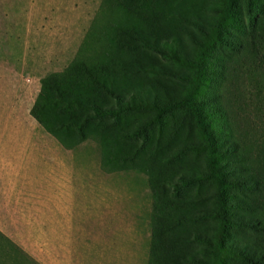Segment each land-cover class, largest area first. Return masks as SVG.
Returning <instances> with one entry per match:
<instances>
[{"label":"rangeland","instance_id":"374dc122","mask_svg":"<svg viewBox=\"0 0 264 264\" xmlns=\"http://www.w3.org/2000/svg\"><path fill=\"white\" fill-rule=\"evenodd\" d=\"M68 7L66 30L79 36L64 42L77 39L79 48L58 81L63 98L82 105L48 107L80 124V139L151 206L152 174L154 215L163 221L155 225L168 229L154 239V264L264 259V0H64ZM111 90L136 108L85 120L93 104L118 106ZM214 161L232 184L221 203L219 181L205 175ZM256 175L261 188L239 186Z\"/></svg>","mask_w":264,"mask_h":264},{"label":"crops","instance_id":"0c3cea01","mask_svg":"<svg viewBox=\"0 0 264 264\" xmlns=\"http://www.w3.org/2000/svg\"><path fill=\"white\" fill-rule=\"evenodd\" d=\"M63 5L0 0V264H150L141 191L91 142H64L33 113L42 80L79 48L64 42L79 33Z\"/></svg>","mask_w":264,"mask_h":264},{"label":"trees","instance_id":"16d2710c","mask_svg":"<svg viewBox=\"0 0 264 264\" xmlns=\"http://www.w3.org/2000/svg\"><path fill=\"white\" fill-rule=\"evenodd\" d=\"M139 41L142 42L143 44H145V38L144 37H138ZM177 54L172 53V56H176ZM62 77V72L60 73H53L50 74L48 77L44 78L42 80V87H41V91L39 94V98L33 108V113L34 115L40 120V122L45 123L48 127L52 128L54 131H56V134L59 135L60 134V130H61V134L63 137L64 142H76V141H84L83 139H80V133H83L82 128H80V124H78L76 126V124L72 125V124H66L63 122V114H62V110L59 108V110L57 108H50L48 106L51 107H55L57 104H61L62 101H75L76 103L82 105V102L75 96H70L67 97V99L63 98L64 96H62V92L59 86V79H61ZM51 87L54 88L56 93L54 94V97H50L46 96L45 94V88L46 87ZM111 93L113 94V96L115 97L116 94H114V92L111 90ZM116 101L118 102V106L117 107H105V106H101L99 104H93L92 106H90L89 108H91L93 110V115H87L85 116V120L89 117H103V116H115L118 117V115H120V113L127 111L129 109H135L136 107L134 106L133 102L129 101V102H125V104H123V100L120 96H116L115 97ZM159 120V119H158ZM248 150V149H246ZM244 156V162H240L242 167H245L247 170H249L250 168H252V163L249 162V159L247 157V155H242ZM102 160V166L110 171H115V169L111 168V164L108 163L107 164V160L104 157H101ZM258 160H259V164L261 166L264 167V151L260 153L259 151V155H258ZM216 161V160H215ZM213 162V164L210 166L209 169V174H205L210 175L211 177H215L220 185L221 188L220 190L217 191L216 194H218L217 196H219V194L222 193V189L224 186L227 185H232L230 182L228 183V181L225 179V176H221L222 174L219 172L218 169H216V162ZM233 170L235 171V165H233ZM249 175H254L251 173H248ZM151 175V177H150ZM149 175V182H150V188H151V192H152V218H151V225H152V241H151V258H150V264H154V239L157 238V236L161 233H164L166 230L165 226H162V228H164L163 230H160L161 224L162 223H157L155 225V222H163L162 221V217L161 216H156L154 215V177L152 176V174ZM258 175H256V177L254 179L252 178H246L244 179L245 181H247L248 183H250L251 185H247L244 182H241L239 184V186H241L242 188L245 189H250V190H256L257 188H261L262 187V182L260 180L259 177H257ZM172 181V179L170 180ZM237 181V180H236ZM158 182L160 183V186H164V185H168V180L165 181L164 177H160L158 179ZM176 186H178L177 183H174ZM157 187V186H155ZM219 201L221 203V199L220 196L218 197ZM220 211V210H219ZM209 215V214H208ZM156 226V228L154 227ZM197 240H200L201 242H205L207 244L212 243L210 240V238L208 236H196ZM210 239V240H209ZM216 246L218 247V245L216 244ZM248 260H250L252 263L254 264H264V259H255V258H247Z\"/></svg>","mask_w":264,"mask_h":264}]
</instances>
